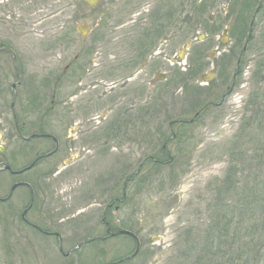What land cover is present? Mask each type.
<instances>
[{
	"label": "rangeland",
	"instance_id": "1",
	"mask_svg": "<svg viewBox=\"0 0 264 264\" xmlns=\"http://www.w3.org/2000/svg\"><path fill=\"white\" fill-rule=\"evenodd\" d=\"M259 1L181 0L180 36L167 45V31L151 44L181 61L162 73L150 67L144 82L116 63L135 61L131 31L147 26L153 10L175 26L176 0H99L96 6L34 0L16 20L3 22L0 42L16 60L0 54V196L13 192L9 202L0 201V264H185L179 252L204 238L229 194L243 193L226 192L228 172L239 186L263 182L249 207L254 214L242 221L264 219V0L242 54L240 45ZM190 3L198 9L184 28L183 11L195 12ZM83 25L88 30L81 35ZM69 107L75 111L67 114ZM88 109L100 117H87ZM116 119L122 132L113 139ZM76 120L88 127L85 142L72 150L64 144L48 157L54 144L35 133L63 143ZM65 164L71 165L59 171ZM29 187L32 211L64 219L50 228L67 234L62 247L75 248L69 257L54 237L6 215L27 205ZM113 196L118 208L106 209ZM103 213L113 231L133 232L138 244L125 234L91 240L105 233ZM260 258L247 264H264Z\"/></svg>",
	"mask_w": 264,
	"mask_h": 264
},
{
	"label": "flooded vegetation",
	"instance_id": "2",
	"mask_svg": "<svg viewBox=\"0 0 264 264\" xmlns=\"http://www.w3.org/2000/svg\"><path fill=\"white\" fill-rule=\"evenodd\" d=\"M177 1L179 4L176 5L175 26H173L169 16L164 15L161 18L160 15L153 10L152 13H150L149 19L147 21L148 22L147 26H146V24H144L145 27L142 28L140 31H136V30L131 31L132 36H134V39L132 40V42L135 45V50H134L135 61H132V56H131L130 61H127L124 63H122L121 61H117L116 64H118V66L123 65L122 67H120L121 69L127 66L128 69L132 70V72H131V74H133L132 79L134 77H137V78H140L144 82L146 80V76L148 75V70L150 69V67L157 65L158 68L161 70V73H162L167 66H173L175 63H179V61H181L182 56H179V57L176 56V58H173V57L167 58L168 53L166 51H169V50L165 49L163 51V53H161V52L156 51L155 49L151 48V44L153 43V41L159 40L161 38V36L165 35V33L167 31H168L169 35H168V37L164 38V42H166L167 45H168V43H169V45L172 44V42L174 41V38L176 39L180 36L181 29H182L181 28V0H176V2ZM262 2H263V0H260L259 3H257L254 6L252 16L247 21V24H246L247 28H245V30L243 31L244 35L240 41L241 54L244 53L248 49V44L252 40L251 35L253 33V30H254L253 24H255L254 22H255V17L257 15V13L259 12V10H261V7L263 6ZM29 3H34V0H0V28L3 25L4 21L16 20L17 17L22 14V8H23L22 6L25 5V7H26V5H28ZM251 7L252 6H251L250 2H246V3L242 4V11L247 8L245 10V16L246 17H247V12ZM159 17L161 18L160 20H158ZM145 20H146V18H145ZM173 29H174V32H173ZM157 30L160 32L157 35H155ZM1 33H3V32H0V36H2ZM151 35H153V37H151ZM2 49H8L11 52L6 53L5 51H2ZM0 54H7L12 58V61H13V58L16 60V54H15L13 48L10 46H5V44H3L2 42H0ZM161 55H163V56H161ZM170 59H172V61H170ZM241 60L240 59L238 60L239 67L241 66ZM238 64H237V67H238ZM66 70H64V71H66ZM86 71H88V70L86 69ZM126 72H129V71H126ZM172 72H174V71H172ZM163 74H167L168 77L165 79V80H167L169 78V74L168 73H163ZM237 74H238V72L235 73L233 77H236ZM171 75L173 76V73H171ZM174 75H176L175 72H174ZM163 77L164 76L162 74H159V73L156 76L157 79H162ZM174 79L176 80L175 77H174ZM204 80H208V79H204ZM122 82H124V81H122ZM83 91H87V89H84ZM52 96H54V93L52 94ZM67 104H68V102H65V105H67ZM85 105L91 107L92 106V100L91 99L88 100ZM82 106H84V103ZM83 110L80 111V113H82ZM74 111H75V109H71L69 107V109L66 111V113L70 114V113H73ZM84 113H86V116L90 117L91 119L92 118L96 119V118L100 117L99 114H97L95 109H88V110L84 111ZM121 120L122 119H116V120L112 121V127L110 129V134H111V137L113 139H117L118 135L122 132V131H120V129L122 128ZM100 121L101 120H98V122H100ZM79 124H80L79 120L71 122L70 126H73V128L75 126L76 130L73 131L72 133L65 134V141L63 143L59 137H56L55 135H52V134L42 133V132H36L35 134L43 135V136H38V137L35 136V138H46V139H50L52 141V144H54V147L52 150H49L47 153V155H49L48 157H51L54 154H56L58 152V150L60 148H62V145H64V144L68 146L67 148L69 150H72V149H76L77 146H80L83 142H85L84 137L89 132L88 127H85L84 122H82V124H80V125ZM16 131L21 137H23L22 132L20 130V127L18 125L16 126ZM45 135H47V136H45ZM43 155H45V154L44 153L43 154L41 153L40 155L38 154L34 158V160L36 161L37 158H38V161L40 159H43ZM33 161L29 165L34 164L35 161L34 162ZM70 165L71 164L63 165L59 171L67 168ZM22 173H24V172L18 173L17 175L22 174ZM23 185H26V184H23ZM29 189H30V187H29ZM8 194L3 196V197L0 196V201L5 202V203L9 202L11 200L13 192L11 193V195L9 197H8ZM31 194L33 196V190L31 191V189H30L29 201H28L27 205H21V207L19 206L20 211H16V212L12 211L6 215L15 216L16 220H19L18 223L21 221L24 225H26V227H28L29 229L35 230L37 233H40L44 236L54 237L57 241V246H58L59 252L64 257H69L70 253L75 248L72 247V248H69L65 251L64 248L62 247L64 242H68V240H69L67 238V234L64 232L63 229H58V228L52 229V228H50L52 225L59 226L62 223V221H64V219L59 218V216H56L55 218H50L51 220H48L45 213L32 211L31 207L33 205V197L30 196ZM124 197H125V193L123 194V198ZM21 200H25V199L22 197ZM21 200H20V202H21ZM116 200H118V198L113 196L110 199V201L107 202L106 209H108L110 207L118 208V206L113 205L114 203H116ZM118 201H120V200H118ZM23 203H24V201H23ZM105 214L106 213H103L102 217L100 218V222L104 226L105 233L103 235L91 238V240L92 239L93 240H98V239L105 240L109 237H112L111 234L113 232H115L116 230H118V229H116L115 231H113L114 226L112 224V221L107 220ZM80 243H82V241L78 242L77 246H79Z\"/></svg>",
	"mask_w": 264,
	"mask_h": 264
},
{
	"label": "trees",
	"instance_id": "3",
	"mask_svg": "<svg viewBox=\"0 0 264 264\" xmlns=\"http://www.w3.org/2000/svg\"><path fill=\"white\" fill-rule=\"evenodd\" d=\"M190 6H192L190 9L195 12L184 13L183 11L184 28L194 19L198 9L194 3H190ZM223 183L224 187H227L226 192L243 190L241 191L243 193L238 194L237 197L229 194V197L225 199L223 209L213 216L212 223L204 238L199 243L192 241L189 245L186 244L185 249L179 252L180 256L184 258L185 264H247V259L251 256L252 258L262 257L260 259L263 260L264 219L259 222H255V220L247 222L246 219L244 222L242 221V216L250 212L249 207L254 204L257 191L263 182H253L244 187L239 186L236 179L228 172ZM253 222L255 226H253ZM239 223L246 225L243 228L237 227V230H228L229 226L232 227L233 224ZM247 236L248 240H241L243 237L246 239Z\"/></svg>",
	"mask_w": 264,
	"mask_h": 264
},
{
	"label": "water",
	"instance_id": "4",
	"mask_svg": "<svg viewBox=\"0 0 264 264\" xmlns=\"http://www.w3.org/2000/svg\"><path fill=\"white\" fill-rule=\"evenodd\" d=\"M84 1H85L89 6H96V5L98 4V2H99V0H84ZM87 30H88V26H87V25H83L82 27H79V29H78V31H79V33H80L81 35H84L85 32H86ZM2 51H7V50L2 49ZM32 136H33V135H32ZM30 166H31V165H30ZM30 166H27L25 169L30 168ZM3 169L10 170V167H9L8 165H5V166L3 167ZM25 169H23V170H25ZM12 172L17 173V172H20V171H12ZM16 186H17V184H14V185L12 186L11 190H13ZM120 234H125V235H129V236H131L132 238H134V239L136 240V243L138 244V241H137V237H136V235H135L133 232L129 231V230H125V229L117 230V231H115L114 233H112V236H113V235H120ZM122 260H123V259H119L117 262L122 261ZM110 264H112V263H110Z\"/></svg>",
	"mask_w": 264,
	"mask_h": 264
}]
</instances>
